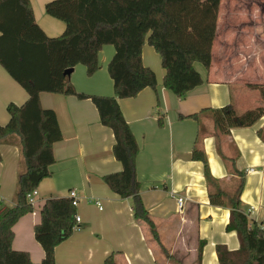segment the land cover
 Listing matches in <instances>:
<instances>
[{
    "label": "crops",
    "instance_id": "1",
    "mask_svg": "<svg viewBox=\"0 0 264 264\" xmlns=\"http://www.w3.org/2000/svg\"><path fill=\"white\" fill-rule=\"evenodd\" d=\"M30 1L45 33L50 37L61 35L65 23L45 11V4L51 0ZM256 29L264 36V25ZM114 53L113 45H104L99 52V69L91 76L85 65L77 64L70 75L75 89L113 96L108 63ZM142 60L155 72L156 88L146 87L135 97L119 98L118 102L139 145L136 172L140 194L166 252L154 240L146 222L134 216L132 199L121 198L104 180L105 175L121 171L122 164L113 153V130L101 123L95 104L75 95L41 92V106L55 112L62 139L53 144L55 162L50 166V176L37 187L33 210L13 226L12 247L27 251L33 262L44 257L34 236L43 204L75 190L80 229L56 247V264H103L111 253L117 264H199L200 244V264H220L219 249L236 251L240 240L235 230L227 229L230 209L210 202L204 163L192 158L195 146L203 150L209 171L222 189L232 193L240 178L244 179L241 206L250 209L248 218L264 229V89L208 83L206 68L195 62L204 82L179 98L163 86L165 70L160 56L147 42L142 47ZM27 98L26 90L0 65V124L9 121V102L21 105ZM228 104L239 113L258 107L263 112L253 125L235 127L222 135L215 129L211 110ZM158 112L164 113L162 124ZM194 114L198 120L192 117ZM0 152L3 209L15 204L18 175L25 168L20 137L6 138ZM232 158L240 173L232 171L228 162ZM178 197L185 198L181 211ZM95 200L102 202V209Z\"/></svg>",
    "mask_w": 264,
    "mask_h": 264
},
{
    "label": "trees",
    "instance_id": "2",
    "mask_svg": "<svg viewBox=\"0 0 264 264\" xmlns=\"http://www.w3.org/2000/svg\"><path fill=\"white\" fill-rule=\"evenodd\" d=\"M45 11L65 23L61 35L45 33L30 0H0V65L28 93L23 104H7L9 121L0 124V144L18 135L25 164L18 175L15 204L0 209V264H56V247L73 234L76 225L71 198H49L34 226L43 259L33 262L27 251L12 247L13 226L33 210L27 194L50 176L55 162L53 144L62 139L55 112L41 106V92L75 95L95 104L101 123L113 130V153L122 164L121 171L105 175L104 180L121 198L132 199L134 216L146 222L166 252L140 194L136 172L139 145L118 99L135 97L146 87L156 88V74L142 60L145 42L160 56L165 70L163 86L179 98L204 82L195 62L206 68L208 83L264 89V36L256 29L264 25V0H51ZM108 44L115 48L108 63L115 94L78 92L65 71L83 64L87 74L93 75L99 69V52ZM262 112L258 107L239 113L228 104L212 109L211 115L217 133L226 135L232 128L253 125ZM192 117L198 120L197 114ZM163 118L164 113L158 112L160 124ZM192 158L203 161L210 202L230 209L227 229L235 230L240 240L236 251L219 249L220 264H264V229L241 206L244 179L229 193L211 175L202 149L195 146ZM228 162L233 172L240 173L233 158ZM201 259L200 244L199 264ZM103 264H117L114 253Z\"/></svg>",
    "mask_w": 264,
    "mask_h": 264
},
{
    "label": "built area",
    "instance_id": "3",
    "mask_svg": "<svg viewBox=\"0 0 264 264\" xmlns=\"http://www.w3.org/2000/svg\"><path fill=\"white\" fill-rule=\"evenodd\" d=\"M37 196H38V189L36 188L32 192L27 194V199L30 203L34 204ZM68 197L71 198L72 205L76 208L79 205V196L77 192L75 190H70ZM94 202L99 206V209L103 208L102 202L100 200H95ZM177 202H178V208L181 211L185 203V198L178 197ZM249 211L250 209L247 211L248 215H249ZM75 218H76V225L74 227V230H79L80 229L79 223L81 222V218L77 213Z\"/></svg>",
    "mask_w": 264,
    "mask_h": 264
},
{
    "label": "water",
    "instance_id": "4",
    "mask_svg": "<svg viewBox=\"0 0 264 264\" xmlns=\"http://www.w3.org/2000/svg\"><path fill=\"white\" fill-rule=\"evenodd\" d=\"M72 72H73V69H67V70L65 71V74H70V75H71Z\"/></svg>",
    "mask_w": 264,
    "mask_h": 264
},
{
    "label": "rangeland",
    "instance_id": "5",
    "mask_svg": "<svg viewBox=\"0 0 264 264\" xmlns=\"http://www.w3.org/2000/svg\"><path fill=\"white\" fill-rule=\"evenodd\" d=\"M161 251V250H160ZM161 253H163L162 251H161Z\"/></svg>",
    "mask_w": 264,
    "mask_h": 264
}]
</instances>
